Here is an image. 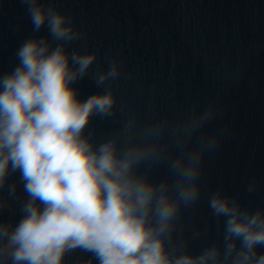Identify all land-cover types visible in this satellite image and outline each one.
<instances>
[{"label": "clouds", "instance_id": "9594fccd", "mask_svg": "<svg viewBox=\"0 0 264 264\" xmlns=\"http://www.w3.org/2000/svg\"><path fill=\"white\" fill-rule=\"evenodd\" d=\"M22 3L33 31L46 26L51 40H25L19 66L0 76V190L7 185L15 197L17 186L7 181L19 172L27 194L19 222L0 223V264H65L76 250L99 264H264V209H246L222 188L208 197L218 232L223 218L222 247L213 243L192 255L190 239L203 233L178 234L183 210L202 197L204 155L220 139L202 135L189 148L215 117L214 105L175 123L120 119L108 82L123 75L122 61L111 58L107 71L93 72L99 52L68 51L85 39L73 17L49 0ZM85 77L103 91L82 101L72 85ZM94 116L116 117L120 125L99 144L88 131ZM161 164L170 178L153 180ZM6 206L0 197V210Z\"/></svg>", "mask_w": 264, "mask_h": 264}, {"label": "water", "instance_id": "95a60500", "mask_svg": "<svg viewBox=\"0 0 264 264\" xmlns=\"http://www.w3.org/2000/svg\"><path fill=\"white\" fill-rule=\"evenodd\" d=\"M49 6L73 17L76 30L85 33L68 51L99 52L93 72L107 71L111 58L122 61L123 75L108 82L122 109L120 119L131 114L142 124L164 118L175 123L194 108L214 105L215 117L189 148L202 135L219 133L220 139L204 155L202 197L195 208L183 210L178 234L180 229L186 238L203 233L190 239L192 255L213 243L222 247L223 218L218 232L208 208L211 193L222 188L244 208L264 209V0H49ZM39 37L51 40L46 26L33 31L22 0H0V76L19 66L16 53L24 41ZM72 87L82 101L103 91L90 77ZM115 121L92 118L88 131L95 132L97 144L119 129ZM169 178L166 164L152 172L153 180ZM253 181L257 186L249 192ZM7 184H16V195L9 196L7 185L0 190L7 205L0 223L15 226L27 194L19 172ZM89 260L99 264L91 253L76 250L65 264Z\"/></svg>", "mask_w": 264, "mask_h": 264}]
</instances>
